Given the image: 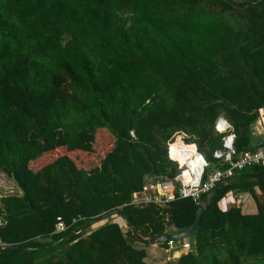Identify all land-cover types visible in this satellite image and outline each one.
<instances>
[{
	"label": "trees",
	"instance_id": "16d2710c",
	"mask_svg": "<svg viewBox=\"0 0 264 264\" xmlns=\"http://www.w3.org/2000/svg\"><path fill=\"white\" fill-rule=\"evenodd\" d=\"M259 110L264 0H0V174L19 191L0 197V264H146L148 245L100 217L120 211L141 239L190 227V199L131 194L176 174L175 136L212 164L218 117L235 153L257 147ZM235 193L256 212L223 210ZM186 241L167 264H264V168L218 184Z\"/></svg>",
	"mask_w": 264,
	"mask_h": 264
},
{
	"label": "built area",
	"instance_id": "2783aa9c",
	"mask_svg": "<svg viewBox=\"0 0 264 264\" xmlns=\"http://www.w3.org/2000/svg\"><path fill=\"white\" fill-rule=\"evenodd\" d=\"M257 126L260 134L264 135V111L259 110ZM214 131L223 134L219 149L212 152L213 163H207L195 149L192 148L189 156L186 149L192 147L185 144L183 139L170 144L167 155L171 162L176 165V174L166 181L149 180L144 182L138 192L130 196L129 205L143 207L147 205L162 206L176 199H190L196 205L204 204L213 189L218 184H225L235 174L253 167L264 168V145L239 153L234 152V134L230 126L222 118L218 117L213 125ZM130 135H132L130 133ZM171 146L174 148L171 150ZM204 200H201V199ZM65 229L59 218L56 219L55 232ZM166 248L175 246V240L165 242ZM179 247L189 250L190 245L186 240L179 242ZM4 244L0 242V249Z\"/></svg>",
	"mask_w": 264,
	"mask_h": 264
},
{
	"label": "crops",
	"instance_id": "0c3cea01",
	"mask_svg": "<svg viewBox=\"0 0 264 264\" xmlns=\"http://www.w3.org/2000/svg\"><path fill=\"white\" fill-rule=\"evenodd\" d=\"M258 116H259V113H258ZM256 121L254 122L252 127H250V136L252 139V145L259 147L260 143L264 141L263 139L264 135L260 134V130L257 126ZM149 180H152V179L147 177L145 179V182H148ZM15 190H16L15 194H19V191L17 189ZM255 192L257 195H259V192L257 191V189H255ZM226 198H229V201L223 200L224 201V203H222L223 207L220 206L223 210H226L232 206H236V207H239L240 212L245 215L254 214L256 212L255 205L252 199L246 193H235L234 195L231 194L230 196ZM118 224L121 225L123 231L126 230V222L123 219L120 220ZM93 227L94 226H92L90 229H92ZM144 250H145L144 262L146 264L175 263L181 255L186 254L188 251V250H184L181 247H179V244L177 243H175V246L170 249H167V248L164 249V252L162 253L158 250L157 245H148L145 247ZM241 263L242 264H256L257 261L254 259L243 257L241 258ZM224 264H227V263L225 262Z\"/></svg>",
	"mask_w": 264,
	"mask_h": 264
},
{
	"label": "water",
	"instance_id": "95a60500",
	"mask_svg": "<svg viewBox=\"0 0 264 264\" xmlns=\"http://www.w3.org/2000/svg\"><path fill=\"white\" fill-rule=\"evenodd\" d=\"M262 177L256 178L254 179V181H258L260 180ZM205 205L204 204H198L195 214H194V218L192 221V224L190 225V227H188L185 230L182 231H178L174 234L171 235H161V236H155V237H150L148 239H141L140 237H138L137 235L134 234L133 229H132V225L131 224H126V230L129 231V237L132 241L139 243L141 245H156L159 243H164L168 240H175V241H181V240H186L189 239L193 236V234L196 231L197 225H198V220H199V216L201 214V212L204 210ZM120 215V211L116 210L113 212H109L103 216H101V219L113 216V215ZM9 249V248H5L4 250Z\"/></svg>",
	"mask_w": 264,
	"mask_h": 264
},
{
	"label": "rangeland",
	"instance_id": "374dc122",
	"mask_svg": "<svg viewBox=\"0 0 264 264\" xmlns=\"http://www.w3.org/2000/svg\"><path fill=\"white\" fill-rule=\"evenodd\" d=\"M235 1H238V0H235ZM180 138H182V136H175V139L176 140H179ZM16 188H15V185H14V183L11 181V180H9L8 178H6L4 175H2V174H0V197L1 196H5V195H9V194H15V190ZM225 201H229V198H225L224 199ZM222 203H224V201L222 200L221 202H220V206L221 207H223V205H222ZM114 217H113V219H114V221L116 222V223H119V221L120 220H122V218L120 217V216H117V215H113ZM110 217H112V216H110ZM113 219H112V221H113ZM95 226H97V225H95ZM179 242L180 241H178L177 242V244H179ZM157 245V248H158V250L162 253V252H164V248H163V246H159L158 244H156ZM247 258V257H246ZM249 259H254V260H256L257 261V263L256 264H262L261 263V259L260 258H258V257H256V258H250L249 257ZM226 261H225V259L223 260V263H225Z\"/></svg>",
	"mask_w": 264,
	"mask_h": 264
},
{
	"label": "bare ground",
	"instance_id": "6f19581e",
	"mask_svg": "<svg viewBox=\"0 0 264 264\" xmlns=\"http://www.w3.org/2000/svg\"><path fill=\"white\" fill-rule=\"evenodd\" d=\"M174 148V146H171V150ZM186 152L188 153V155L190 156L191 155V152H192V147L186 149Z\"/></svg>",
	"mask_w": 264,
	"mask_h": 264
}]
</instances>
